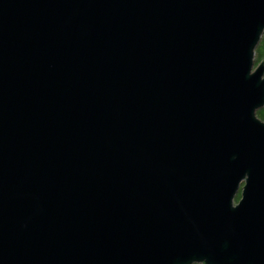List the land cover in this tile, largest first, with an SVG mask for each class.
<instances>
[{
	"label": "water",
	"instance_id": "95a60500",
	"mask_svg": "<svg viewBox=\"0 0 264 264\" xmlns=\"http://www.w3.org/2000/svg\"><path fill=\"white\" fill-rule=\"evenodd\" d=\"M263 34L264 0H0V264H264Z\"/></svg>",
	"mask_w": 264,
	"mask_h": 264
},
{
	"label": "trees",
	"instance_id": "16d2710c",
	"mask_svg": "<svg viewBox=\"0 0 264 264\" xmlns=\"http://www.w3.org/2000/svg\"><path fill=\"white\" fill-rule=\"evenodd\" d=\"M263 60H264V34L261 38L259 45L257 46L255 50V65H257ZM256 117L260 119L261 121H264V107L260 109L259 111H257ZM238 200H239V194H237L234 201L237 202Z\"/></svg>",
	"mask_w": 264,
	"mask_h": 264
},
{
	"label": "bare ground",
	"instance_id": "6f19581e",
	"mask_svg": "<svg viewBox=\"0 0 264 264\" xmlns=\"http://www.w3.org/2000/svg\"><path fill=\"white\" fill-rule=\"evenodd\" d=\"M239 194V193H238ZM237 196V195H236Z\"/></svg>",
	"mask_w": 264,
	"mask_h": 264
}]
</instances>
